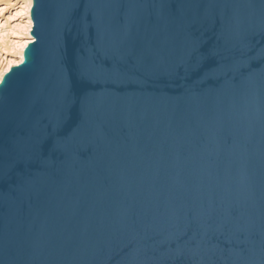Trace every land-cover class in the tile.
<instances>
[{
  "label": "water",
  "instance_id": "1",
  "mask_svg": "<svg viewBox=\"0 0 264 264\" xmlns=\"http://www.w3.org/2000/svg\"><path fill=\"white\" fill-rule=\"evenodd\" d=\"M0 79V264H264V0H32Z\"/></svg>",
  "mask_w": 264,
  "mask_h": 264
},
{
  "label": "rangeland",
  "instance_id": "2",
  "mask_svg": "<svg viewBox=\"0 0 264 264\" xmlns=\"http://www.w3.org/2000/svg\"><path fill=\"white\" fill-rule=\"evenodd\" d=\"M26 4L25 0H0V71L10 59H17L12 50L14 42L28 38V18L19 10ZM23 42V41H21Z\"/></svg>",
  "mask_w": 264,
  "mask_h": 264
},
{
  "label": "bare ground",
  "instance_id": "3",
  "mask_svg": "<svg viewBox=\"0 0 264 264\" xmlns=\"http://www.w3.org/2000/svg\"><path fill=\"white\" fill-rule=\"evenodd\" d=\"M25 1H26V4L19 10V12H24L27 15L28 23H29V28L27 31L28 32V38L25 40H21L23 42H21V41L20 42H14L13 41L12 50H14V53H15V56L17 59H10L8 61V63L5 65V67L0 71V73H3V74L5 72H7L11 66L17 65L22 61V53H23L24 47L27 45L28 42L33 40L32 36L30 34L31 27L33 25L32 20L30 18V7L32 4V0H25ZM0 38H2V39L4 38L3 34L0 35Z\"/></svg>",
  "mask_w": 264,
  "mask_h": 264
},
{
  "label": "snow or ice",
  "instance_id": "4",
  "mask_svg": "<svg viewBox=\"0 0 264 264\" xmlns=\"http://www.w3.org/2000/svg\"><path fill=\"white\" fill-rule=\"evenodd\" d=\"M5 76V74L0 73V78H3Z\"/></svg>",
  "mask_w": 264,
  "mask_h": 264
}]
</instances>
